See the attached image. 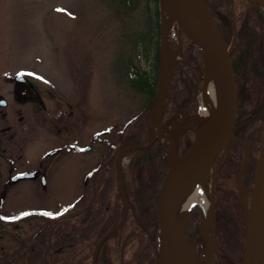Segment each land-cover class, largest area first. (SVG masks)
Instances as JSON below:
<instances>
[{
  "label": "rangeland",
  "instance_id": "obj_1",
  "mask_svg": "<svg viewBox=\"0 0 264 264\" xmlns=\"http://www.w3.org/2000/svg\"><path fill=\"white\" fill-rule=\"evenodd\" d=\"M148 9H154L153 0H131L130 3L125 0H0V93L5 97L11 94L12 86L6 83L8 76L15 72H30L34 74L35 82L44 96V101L48 102L49 110H69V106H77L87 114H94L88 117V129L99 126L101 128L99 139L109 137L115 142L118 139L117 132L125 122L143 111L142 107L147 103L148 92L139 91L133 81L140 85L144 73L149 77L150 82L154 77L158 33L148 20ZM161 22L162 18H160V27ZM151 29L152 40L149 41ZM178 32L175 34V39L167 37V54L171 64L173 60L181 58L182 33L179 30ZM177 36H179V45L176 44ZM194 54L199 62L203 61V54L198 48ZM205 69L204 64L202 79L198 78L194 82V89L196 87L198 91L204 83ZM186 72H188L187 64L181 62L177 68L174 67L172 77L179 75L189 84L191 76ZM145 88L147 89L148 86ZM197 93L189 97L186 104L189 106L192 118H189L190 116L189 119L185 118L195 129L208 120L203 114V111L208 110V106L200 100ZM164 104L166 110L165 113L163 110L161 113V127L162 122L167 123L174 112L168 95ZM258 121L259 119H256L254 122ZM183 125L185 121L180 123V129ZM103 129L110 130L108 135L102 133ZM155 130L152 129L153 134ZM44 131L53 134L54 130L51 131L46 127L39 130L36 140L38 148L47 147V143H50L47 141V137L50 136L44 134ZM160 140L163 143L162 139ZM96 145L103 155L106 147L104 148L102 143ZM128 146L130 144L122 142L116 152L117 155L121 150L123 151L119 156L117 155L118 166L117 164L114 166L115 181L118 182V168L122 185L123 181L129 183L131 180L128 169L130 155L125 149ZM182 148L183 146H179L177 141L178 156L184 153ZM226 152L220 155L221 157H217L211 167L215 175L212 187L214 213L212 252L214 254L215 249L218 256L212 257V264H219V259L216 260V257L219 258L220 255L219 262L225 258L236 259L244 245L242 230L234 215L225 213L227 218L232 219L230 225L222 220L216 222L215 219L217 201L214 186ZM164 153L166 155V148ZM257 156V151H254L253 159H257ZM98 157L99 155L94 160L97 161ZM137 178L139 179L138 176ZM137 183L139 188L140 182ZM113 184L112 181L108 183V189L113 190ZM82 186L83 184L79 182L72 183L70 189L65 182H53L47 188V192H36L33 197L21 199L17 203L5 199L3 205L7 209L18 205L29 206L33 210L58 212L74 202L81 193L78 188ZM236 187L238 190L241 187L248 204L252 181L246 184L241 179L238 187L236 179ZM138 191H141L140 188ZM233 210L235 212V209ZM233 210L231 209L232 213ZM176 219L179 228L185 232V245L190 248L195 246L203 257L204 243L208 234L201 204L193 203L187 210L176 215ZM33 220L37 224L44 222L39 217ZM217 226L223 236L219 246L217 245L218 251L216 245L214 248ZM128 254L129 252L125 257Z\"/></svg>",
  "mask_w": 264,
  "mask_h": 264
},
{
  "label": "trees",
  "instance_id": "obj_2",
  "mask_svg": "<svg viewBox=\"0 0 264 264\" xmlns=\"http://www.w3.org/2000/svg\"><path fill=\"white\" fill-rule=\"evenodd\" d=\"M125 1L131 2V0ZM206 1L228 47L231 45L235 27L236 40L230 60L234 69L239 103L233 134L246 143L250 149L242 174V182L247 184L252 181L255 173L257 159H253L252 154L254 151L259 153L264 141V9L246 0ZM153 2L154 9H148V20L155 27L159 36H157L156 41L154 77L150 82L149 77L144 73L140 85L133 81L139 91L148 92L147 103L142 107L143 111L127 120L117 132L118 139L116 141L118 144L116 145L115 142V146H111L102 158L98 169V178L89 183L71 209L58 212L31 210L28 214L31 218L39 217L44 220L43 223L52 225L48 228L50 230L43 227H39L37 230V238L43 237L44 240L47 238L54 240L55 237L60 239L61 228L64 225L74 227L75 223L72 220H79L76 227H84L85 229L82 240L79 239L78 246L70 251L65 262L61 257V248L58 252L59 257L57 259L51 257V261L48 260L44 249L46 259L42 264H93L96 245L104 234L120 222L123 216L124 201L120 195L118 182L116 183L114 177V158L118 146L122 142L133 146L147 144L150 140L159 73L161 0H153ZM151 40L152 29L149 41ZM196 49V46L182 35L181 60L177 61L176 68L179 63L186 62L188 70L186 73L191 76V83H186L185 79L179 75L172 77L168 96L172 102L173 111L184 102H188L193 92V83L197 78H202L204 74V59L202 56L203 61H198L194 54ZM145 86L148 88L146 89ZM165 110L164 104V113ZM188 116L192 118L187 105L182 109L179 119L184 120ZM256 119H259L260 122H254ZM194 129L189 123L185 124L184 130L178 138V145L183 146V152L190 147L193 141ZM128 153L130 155L128 169L131 180L129 183L123 181V192L127 201V216L124 223L116 231L101 241L95 254V264H156L159 233L155 220V201L167 172L165 154L161 143L157 140H154L148 147L133 148ZM220 155L218 157H221ZM243 157L244 148L242 144L231 141L225 159L217 172L214 193L217 201L215 207L217 210L215 213L216 222L222 220L230 225L232 219L227 218L225 213L234 215L244 239L245 219L241 198L236 187V179ZM111 181L114 182L113 190L108 189L107 185ZM137 181L140 182L141 191H138ZM231 209H235V212L233 210L234 213H232ZM45 213L52 215H45ZM6 220L9 219L6 218ZM87 226H90L91 230H87ZM221 233V229L218 226L215 227L214 248L216 245V251L219 250L218 246L221 237H223ZM72 242L70 240L68 243L73 244ZM127 252L129 254L125 257ZM242 253L243 247L236 259L225 258L219 262L221 255L217 258L214 249L213 258L217 256L216 260L219 259V264H242Z\"/></svg>",
  "mask_w": 264,
  "mask_h": 264
},
{
  "label": "flooded vegetation",
  "instance_id": "obj_3",
  "mask_svg": "<svg viewBox=\"0 0 264 264\" xmlns=\"http://www.w3.org/2000/svg\"><path fill=\"white\" fill-rule=\"evenodd\" d=\"M17 74H22L33 84L41 101L26 100L15 94ZM6 83L12 86V90L10 89L11 94L6 97L0 93V264H42L46 259L44 249L48 260L51 261V257H59L60 248L62 260L65 262L70 251L78 246L79 239L82 240L85 229L76 227L79 220H72L75 223L73 228L64 225L60 239L55 237L54 240H44L43 237L37 238V230L39 227L50 230L48 228L51 224L34 222V218L28 216L33 210L29 206L4 208L3 200L17 203L21 199L33 197L36 192L46 191L53 182H65L70 189L72 183H82L83 186L78 188L81 193L74 202L62 208L63 211H68L89 183L98 178L102 156L111 146H115L116 141L112 142L109 137L99 139V126L88 129V117L94 114H87L77 106H69V110H49L48 102L44 101L34 74L26 71L15 72L8 76ZM187 103L184 102L179 107L183 109ZM181 111L173 123L170 122L172 115L167 123L162 122L159 131L155 130L154 140L161 143L163 152L160 135L167 136L168 130L180 125L182 121L188 123V119H179ZM43 125H46V129L54 131L53 134L44 131V134L50 136L46 139L50 143H47V147L38 148L37 135L40 129H45ZM182 127L181 129H184L185 125ZM152 129L153 127L150 137ZM109 131L103 129L102 133L108 135ZM96 143H102L104 148L106 147L103 155L100 154ZM129 148L130 146L125 148L127 152ZM98 155V160H94ZM117 155L114 158V166L117 164ZM87 230H91V227L87 226ZM70 240L73 244L68 243Z\"/></svg>",
  "mask_w": 264,
  "mask_h": 264
},
{
  "label": "water",
  "instance_id": "obj_4",
  "mask_svg": "<svg viewBox=\"0 0 264 264\" xmlns=\"http://www.w3.org/2000/svg\"><path fill=\"white\" fill-rule=\"evenodd\" d=\"M202 10L204 19L206 21V28L194 26L188 20L187 16V2L188 0H161L160 4V18L162 22L164 20L163 4L166 2L169 12L173 17V20L178 27L180 33L192 42L203 54L204 64L209 62L214 69L221 90L222 110L211 132L206 136L201 135V129L205 127L208 129L210 123L208 120L201 124L198 129H194V139L190 147L181 155L177 154V141L184 129H180V125H176L172 130L170 129L167 135L169 145L166 148V164L167 172L160 185L159 191L155 201V220L159 233L158 253L156 255V264H211L213 252L208 253L204 250L203 257L196 250L189 247L187 253L181 244V240L184 243L185 232L178 231V223L176 216H173L170 212L171 202L173 195L178 187L184 184L189 179L200 174L204 170L212 167L216 162L217 157L220 154H224L231 141H237L242 144L244 148V157L240 163L239 173L237 177V186L241 183L242 174L246 160L250 154L248 145L239 140L233 134V127L237 114V107L239 103L235 74L230 60V55L233 50V46L236 40V32L234 27V35L231 45L228 47L225 43L222 34L216 24V21L212 15V11L206 0H196ZM252 4L258 5L264 9V0H246ZM161 22L160 27V48H159V73L157 92L154 103L153 112V129L159 131L161 113L164 107L165 100L169 93V87L172 80V71L175 67V60L171 64V72L163 87V96L159 98V89L161 84L162 67L166 61L167 54V37L168 28H164ZM169 57V56H168ZM14 92L16 95L22 96L26 100L41 101L39 94L33 84L25 78L22 74H17L15 77ZM3 102V101H2ZM182 107H179L170 122L173 123L178 119L179 112ZM167 126H165L166 128ZM160 135L159 138H161ZM155 139L152 133L150 140L144 145H133L130 148H145L148 147ZM164 147V145H163ZM121 150L118 156L122 153ZM118 166V159H117ZM214 175V174H213ZM215 177V175H214ZM117 178L119 182L120 195L124 201V213L120 222L113 228H111L100 239L94 250L93 264H95V254L101 241L116 231L125 221L127 216L126 200L123 192L122 179L120 177L119 169L117 168ZM213 187V186H212ZM239 195L242 202L243 213L245 218V237L242 253V264H249L248 252H249V220L260 223L264 222V141L260 147V151L257 156L255 173L252 179V188L250 191L249 202L245 201V198L239 187ZM213 196V188H212ZM211 196V206L213 211V202Z\"/></svg>",
  "mask_w": 264,
  "mask_h": 264
},
{
  "label": "bare ground",
  "instance_id": "obj_5",
  "mask_svg": "<svg viewBox=\"0 0 264 264\" xmlns=\"http://www.w3.org/2000/svg\"><path fill=\"white\" fill-rule=\"evenodd\" d=\"M163 15L164 28L167 30V28L171 29L173 27L172 30H168V32L173 31L175 29L176 24L169 12L168 5L166 2L163 4ZM187 16L190 23H192L194 26L206 28V21L204 19L202 10L196 0H188ZM170 72L171 62L169 57L166 56V61L162 67L159 98L163 96V87L170 75ZM199 79L202 78L199 77ZM196 92H198L197 96L200 97V100L205 102L208 106V110L203 111V114L207 117L208 121L210 122L208 123L210 127L208 129H205V127L201 129V135L206 136L209 132L212 131L214 126L217 124L222 110L221 90L218 77L209 62L206 63L205 78L201 89L198 91L195 87L190 97H193L194 93ZM161 139L163 141L164 147L167 148V146L170 144L168 137L164 135L161 137ZM213 181L214 175L211 167L204 170L195 177L189 179L176 189L173 195L170 208V212L172 213V215L176 216L179 213L187 210L195 202L201 204L204 211L208 234L204 246L208 253H211L213 243L214 213L212 211L211 206ZM249 225V264H264V222L262 225L256 222L255 220H249ZM178 231H181L179 226ZM181 244L184 249V252L187 253L189 247L186 246L182 240Z\"/></svg>",
  "mask_w": 264,
  "mask_h": 264
},
{
  "label": "built area",
  "instance_id": "obj_6",
  "mask_svg": "<svg viewBox=\"0 0 264 264\" xmlns=\"http://www.w3.org/2000/svg\"><path fill=\"white\" fill-rule=\"evenodd\" d=\"M178 27L177 26H175V29L172 31L173 33H169L168 32V37L169 38H173L174 37V39H175V37H176V35L175 34H177V32H178V30L179 29H177ZM178 34H179V32H178ZM176 44H178L179 45V36H177V39H176ZM180 58V57H179ZM179 58H177V59H179Z\"/></svg>",
  "mask_w": 264,
  "mask_h": 264
},
{
  "label": "snow or ice",
  "instance_id": "obj_7",
  "mask_svg": "<svg viewBox=\"0 0 264 264\" xmlns=\"http://www.w3.org/2000/svg\"><path fill=\"white\" fill-rule=\"evenodd\" d=\"M24 215H27V213H24ZM45 215H52L51 213H45Z\"/></svg>",
  "mask_w": 264,
  "mask_h": 264
}]
</instances>
